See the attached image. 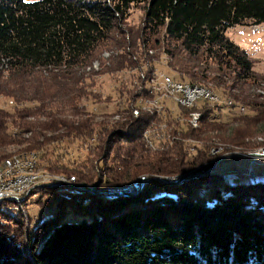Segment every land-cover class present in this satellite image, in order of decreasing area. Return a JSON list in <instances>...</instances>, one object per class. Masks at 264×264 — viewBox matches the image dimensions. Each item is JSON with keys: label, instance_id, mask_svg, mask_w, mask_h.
<instances>
[{"label": "trees", "instance_id": "1", "mask_svg": "<svg viewBox=\"0 0 264 264\" xmlns=\"http://www.w3.org/2000/svg\"><path fill=\"white\" fill-rule=\"evenodd\" d=\"M139 5L143 16L131 24L132 9ZM246 21L264 24V0H0V93L30 101L14 114L20 132L32 134L30 139L18 135L16 142L42 149L47 142L36 136L43 128L57 131L67 126L73 135L90 132L94 116L79 103L87 92L85 86L94 83L87 79L95 72L83 68L104 49L120 50L112 56L114 68L147 60L150 71L162 50L176 73L191 82L216 77L203 68L210 62L242 85L256 82L253 57L227 34L228 27ZM3 70L8 72L4 82ZM4 84H8L5 90ZM205 108L208 123L214 122L213 108ZM255 108L263 112L264 98ZM128 110L119 109L123 120L100 123L109 144L105 157L117 151L116 162L111 168L105 163L101 171L93 165L89 181L123 184L142 169L137 167L141 161L128 156L117 141L141 140L151 116L142 112L136 117ZM28 115L34 118L27 120ZM41 115L45 121L39 120ZM179 122L176 125L182 127ZM208 127L181 129L188 136L197 132L204 141L203 149L190 161L191 166H199L196 172L213 164L207 143L213 136L206 133ZM6 128L0 110V138ZM253 129L245 128L246 133L255 134ZM139 144L133 147L138 149ZM42 159L49 169L64 167L58 158L42 154ZM190 162H181L180 169L190 168ZM163 167L152 169L174 171ZM221 174L215 170L191 174L167 186L149 181L130 196L94 195L61 186L53 187L58 197L49 192L44 199L43 188L37 201L56 202V210L28 232L20 210L8 214L0 209V264H264V182H226L234 185L228 186ZM203 183L208 191L198 194ZM63 200L73 208L84 206L82 214L70 212L78 214L77 221L65 219L70 213L61 208ZM28 250L31 257L25 254Z\"/></svg>", "mask_w": 264, "mask_h": 264}, {"label": "rangeland", "instance_id": "2", "mask_svg": "<svg viewBox=\"0 0 264 264\" xmlns=\"http://www.w3.org/2000/svg\"><path fill=\"white\" fill-rule=\"evenodd\" d=\"M142 16L143 10L140 5L135 6L129 20H131V24L138 23ZM250 22L246 21L244 24L228 27L227 34L245 48L250 54L249 56L253 57L254 70L258 78L256 82L249 81L242 85V82L236 78L232 79L224 73H220L218 71L219 64L211 62L209 65H204L203 68L207 67V74L209 73L212 77L216 76V79L202 78L197 80L198 82H191L188 79L181 78L179 72L176 73L168 64V55L162 50L157 53L159 55H155L156 57L153 60V64H155L150 71L147 70L149 67L147 60L142 65H125L121 68H114L116 59H113L112 56L117 55L120 50L117 48L104 49L99 58L83 68L87 73L95 72L90 79H87L88 82L94 80V83L85 86L87 92L79 103L85 111L94 116V122L89 125L90 132L85 135L80 133L73 135L67 126L61 127L57 131L43 128L37 131L36 136L40 141L45 140L47 142L43 146V150L29 147V142H16L18 135L30 139L32 134L30 130L20 132L18 121H15L17 117L14 114L18 106H26L30 104V101L28 102L25 99L16 100V97L11 94L0 93V110L5 115L7 125L5 133L1 134L2 137L0 138V183L4 181L13 182L25 177L18 181L24 183L20 184L17 191L5 195L21 196L23 194V196L18 199L9 198L11 200L8 199L7 201L4 199L6 197L2 198L0 203H8L2 204L0 209L8 214H15L20 210L28 232L29 228L40 224L52 216L56 210V202L48 204L43 200L41 202L37 201L43 188H46L45 191L43 190L46 193L42 197L44 199L48 198L47 193L49 192L58 197L53 187L61 186L94 195L130 196L144 188L145 185L139 188L134 187L135 182L138 180L142 181L143 184L149 181H157L166 184V186L175 185L184 181L191 174L208 173L212 170L218 171L216 169L218 166L221 169L234 170L238 172L237 176L242 177H230L229 174H224V177L221 174L223 182L235 183V185L237 182H264V155L257 152L258 150L262 151L260 148H264V146L260 147L264 145V110L260 113L262 109L255 108L264 98V24ZM2 66L1 64L0 68ZM110 67L113 69H110V71L105 70ZM195 68L197 69V67ZM5 70L2 72L3 82L7 79L8 74ZM167 76L171 78L173 85L166 82ZM178 84L182 87L190 86L193 88V97H188L185 92L182 93V90L176 87ZM5 85L8 84L2 86L4 90L7 89ZM244 88L245 91L247 88L246 94L243 93ZM224 89L228 92H225ZM178 90H181V92ZM91 91L93 94L88 96L87 93ZM229 92H232L233 95H230ZM179 93L181 94L179 95ZM33 103L35 104V102ZM206 105L213 108L212 110L216 114L214 122L208 123V119L204 114ZM124 107H128L129 110L126 113H133V116H140L142 112H146L151 116L148 124L142 129L141 140L134 139L129 143L128 141H117L121 142L119 146H123L122 150L128 152V156L141 161L140 166L137 167L142 169L123 184H101L99 181H89L88 177H92V174H94L92 172L94 166H96L94 170H102L103 167L101 166L105 163L110 167L116 162V155L114 154L117 151L110 155L108 159L105 157L108 153L109 144L106 145L107 138H103L105 132L100 129V123H113L116 120H123L121 113L118 111ZM250 108H254L255 112H249L251 113L250 117H246L245 114L248 113ZM231 115L236 117L231 119ZM30 118L34 117L28 115L27 120H30ZM38 118L40 121H45V117L42 115ZM178 121L182 123V127L176 125ZM204 124L209 125L206 133L213 136L207 142L210 143L208 152L213 157L209 162L213 164L205 171L196 172L199 166H191L190 161H193L192 157L203 149L204 141L198 137L197 132L188 136L182 130L193 129L195 131V129L202 128ZM252 127L257 129V132L255 134L246 133L245 128L248 130ZM57 134L61 136L55 140L53 136ZM235 136L242 138L237 140V138H233ZM225 139L232 142H226ZM179 140L180 142H176ZM240 141L254 143L248 146V144ZM135 143H140L138 149L133 147ZM97 145L99 149L95 148ZM100 151L101 154L98 153ZM131 151L132 153L129 155ZM42 154L48 155L49 158H58L64 167L59 170L47 168L42 159ZM7 159H12L13 163H7ZM128 159L129 157L126 158V164L130 162H128ZM188 161L190 166L187 167L190 168L180 169L179 164ZM153 163H156L154 167L164 166L169 167V169L172 168L174 171L167 172L152 169L154 168L151 167ZM164 167L163 170L166 169ZM240 171H248V174H242ZM33 174L35 175L34 180L30 182ZM46 180L48 183L44 184ZM58 182L61 184H58ZM204 184L197 188L198 194L207 193L208 188ZM28 187H30L29 191L27 190ZM163 188L161 190L165 191ZM64 207L65 211H63L67 213L82 214L81 212L84 211L83 205L79 206L78 204L73 208L72 205L67 203V200H63V203H61V208ZM77 215L70 213L65 216V219L67 221H77ZM25 254L31 257L29 250Z\"/></svg>", "mask_w": 264, "mask_h": 264}, {"label": "bare ground", "instance_id": "3", "mask_svg": "<svg viewBox=\"0 0 264 264\" xmlns=\"http://www.w3.org/2000/svg\"><path fill=\"white\" fill-rule=\"evenodd\" d=\"M166 79H167V83L168 84H172L173 85V81H171L170 79V77H166ZM177 86H180V84H178ZM166 87V86H165ZM176 88V87H175ZM182 90V93H183V89H181ZM181 90H178V91H180L181 92ZM173 91H176V90H173ZM181 93H179V95H180ZM182 96V95H181ZM191 97H193V96H191ZM188 101V100H187ZM179 102V101H178ZM184 105V104H183ZM185 106V105H184ZM187 107V106H186ZM264 145H262V146H260V147H263ZM262 151H264V148H260ZM257 150V149H256ZM257 152H261L260 150H258ZM27 154V153H26ZM33 154V153H32ZM28 155V154H27ZM31 155V154H30ZM24 156V155H23ZM12 159H14V158H12ZM12 159H7L6 161H7V163L8 162H12L11 160ZM221 159V158H220ZM13 163V162H12ZM215 163H216V161H215ZM5 168V167H4ZM32 169V168H31ZM37 169V168H36ZM218 171H220L223 175L224 174H229V176L230 177H239V178H242V177H240V176H237L238 175V172H236V171H234V170H228V169H221L220 168V166H218L217 168H216ZM2 172H3V170H2ZM240 173H242V174H245V175H247L248 174V171H240ZM25 174V173H24ZM31 175V174H30ZM34 174H33V176H32V178H30V182L31 181H33L34 179ZM42 177V176H41ZM73 177V176H72ZM48 180V179H47ZM47 180L44 182V184H46V183H48L47 182ZM148 181H149V179H148ZM142 181H136L135 182V184H137V183H141ZM147 183V182H146ZM146 183L145 184H141V186H143V185H146ZM224 183L226 184V185H228V186H234V185H230V184H227L225 181H224ZM36 184V183H35ZM42 184H43V182H42ZM58 184H61V183H59L58 182ZM67 184V183H66ZM77 184V183H76ZM73 185V184H72ZM75 185V184H74ZM42 186V185H41ZM140 186V187H141ZM80 187V186H79ZM135 187V186H134ZM139 188V187H138ZM28 191L30 190V187L27 189ZM33 190V189H32ZM27 191V192H28ZM28 195V194H27ZM21 196H23V194L21 195ZM21 196H5L6 198H4V199H6V201L9 199V198H16V199H18V198H20ZM0 198H3V191L2 190H0ZM2 199H0V201H1ZM9 200H11V199H9ZM22 201V200H21Z\"/></svg>", "mask_w": 264, "mask_h": 264}, {"label": "built area", "instance_id": "4", "mask_svg": "<svg viewBox=\"0 0 264 264\" xmlns=\"http://www.w3.org/2000/svg\"><path fill=\"white\" fill-rule=\"evenodd\" d=\"M171 80V79H170ZM172 81V80H171ZM176 87H178L179 89H183V92H185L186 94H187V96L188 97H191V96H193L194 94H193V88H191L190 86H184V87H182V86H176ZM189 94H191L190 96H189ZM260 154H263L264 155V151H261L260 152ZM222 159V158H221ZM8 163H10V164H12V162H8ZM23 178H25V177H23ZM23 178H21V179H17V180H14L13 182H8V181H4L3 183H0V190H2L3 191V198L5 197V195H6V193H11V192H15V191H17L19 188H20V184L21 183H24V182H18L19 180H22ZM16 182V183H15ZM18 182V183H17ZM15 183V184H14ZM141 184H142V182L141 183H137V184H135L134 186L136 187V188H138V187H140L141 186ZM132 187V186H131ZM29 188V187H28ZM26 189V188H25ZM25 189H24V191H25ZM17 196V195H16ZM0 199H2V198H0ZM4 200V199H3Z\"/></svg>", "mask_w": 264, "mask_h": 264}]
</instances>
